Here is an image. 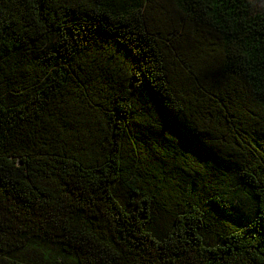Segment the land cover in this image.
Instances as JSON below:
<instances>
[{
  "label": "trees",
  "instance_id": "obj_1",
  "mask_svg": "<svg viewBox=\"0 0 264 264\" xmlns=\"http://www.w3.org/2000/svg\"><path fill=\"white\" fill-rule=\"evenodd\" d=\"M0 264H264V0H0Z\"/></svg>",
  "mask_w": 264,
  "mask_h": 264
}]
</instances>
